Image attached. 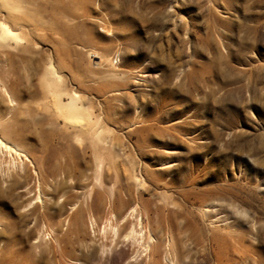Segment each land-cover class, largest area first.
Listing matches in <instances>:
<instances>
[{"label":"rangeland","instance_id":"obj_1","mask_svg":"<svg viewBox=\"0 0 264 264\" xmlns=\"http://www.w3.org/2000/svg\"><path fill=\"white\" fill-rule=\"evenodd\" d=\"M0 143V264H264V0H0Z\"/></svg>","mask_w":264,"mask_h":264},{"label":"bare ground","instance_id":"obj_2","mask_svg":"<svg viewBox=\"0 0 264 264\" xmlns=\"http://www.w3.org/2000/svg\"><path fill=\"white\" fill-rule=\"evenodd\" d=\"M71 101H72V98L70 99V102ZM1 143H0V147H2ZM14 154L17 155L15 152H14ZM135 214H136V209L133 208L129 212H127L126 215L123 216V219H125V220L126 219H134ZM77 216H78V214H75V217H77ZM133 233H134V231H133ZM150 243L151 242H149V240H148L145 245L141 246V248H142V250L145 249L144 255L147 256V260H148L149 263H151V264H159V257H158V255L156 254V251H155L156 246H152V245H150ZM147 252H149V256L147 255Z\"/></svg>","mask_w":264,"mask_h":264}]
</instances>
